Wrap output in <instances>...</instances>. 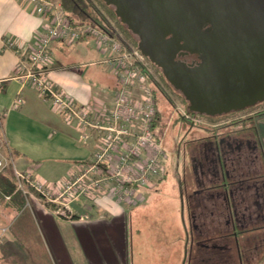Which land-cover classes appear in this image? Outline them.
Masks as SVG:
<instances>
[{
    "label": "crops",
    "instance_id": "crops-1",
    "mask_svg": "<svg viewBox=\"0 0 264 264\" xmlns=\"http://www.w3.org/2000/svg\"><path fill=\"white\" fill-rule=\"evenodd\" d=\"M46 23L40 10L20 0H0V137L20 169L32 167L37 176L56 183L79 175L94 159L98 134L87 131L88 138L82 139L76 124H68L30 84L15 78L18 63L26 59ZM8 40L16 45L9 46ZM89 41L53 43L50 79L79 107L109 108L116 78L96 67L103 57ZM20 97L24 103L18 106ZM258 126L264 143V115ZM22 198L15 195L12 202L0 204V264H136L135 244L146 238L142 234L147 226L134 210L137 205L106 191L74 201L67 218L56 215L53 205ZM157 240L161 242V235ZM184 260L187 264L186 255Z\"/></svg>",
    "mask_w": 264,
    "mask_h": 264
},
{
    "label": "built area",
    "instance_id": "built-area-1",
    "mask_svg": "<svg viewBox=\"0 0 264 264\" xmlns=\"http://www.w3.org/2000/svg\"><path fill=\"white\" fill-rule=\"evenodd\" d=\"M20 1L40 10L47 23L26 59L18 63L19 74L15 78L21 79L22 84H30L68 124H76L82 139L88 138L87 131H96L98 148L94 159L79 175L50 183L37 176L32 167L20 169L8 143L0 137V173H10L16 188L26 196L32 195L28 188L33 189L35 197L32 199L39 200L44 206L58 200L62 206L54 210L55 214L67 218L71 217L70 206L74 201L106 191L120 201L142 204L145 201L143 192L155 189L167 168L168 155L163 143L167 128L163 130L166 124H161L158 97L154 91L159 74L138 46L116 29L74 24L59 0ZM84 39L96 41L102 63L116 78L115 95L109 108L79 107L68 92L50 79L52 44H73ZM7 43L16 45L14 40ZM23 103L22 97L16 100L18 106ZM173 111L188 125H205L202 116L192 114L186 107H177ZM94 113L96 118L91 119ZM168 121L167 125L171 120ZM55 194L57 198H54Z\"/></svg>",
    "mask_w": 264,
    "mask_h": 264
},
{
    "label": "water",
    "instance_id": "water-1",
    "mask_svg": "<svg viewBox=\"0 0 264 264\" xmlns=\"http://www.w3.org/2000/svg\"><path fill=\"white\" fill-rule=\"evenodd\" d=\"M103 1L189 112L220 116L264 101V0Z\"/></svg>",
    "mask_w": 264,
    "mask_h": 264
},
{
    "label": "flooded vegetation",
    "instance_id": "flooded-vegetation-1",
    "mask_svg": "<svg viewBox=\"0 0 264 264\" xmlns=\"http://www.w3.org/2000/svg\"><path fill=\"white\" fill-rule=\"evenodd\" d=\"M181 59L198 60L196 55ZM246 111L214 122L203 117L205 125H188L179 117L175 121L187 128L173 146L178 167L183 153L176 177L182 207L188 211L186 230L192 243L210 251L208 264H249L243 254L256 252L259 242L264 245V143L258 126L262 115L253 110L239 116ZM200 126L205 134L196 135L193 130Z\"/></svg>",
    "mask_w": 264,
    "mask_h": 264
},
{
    "label": "rangeland",
    "instance_id": "rangeland-1",
    "mask_svg": "<svg viewBox=\"0 0 264 264\" xmlns=\"http://www.w3.org/2000/svg\"><path fill=\"white\" fill-rule=\"evenodd\" d=\"M92 1L96 4V6L101 7L97 0ZM109 21L112 27L117 30V32L122 34L123 37L131 40L124 32H122L115 20L109 18ZM133 39L138 40L134 35ZM89 45L93 50L96 49V41L94 39H90ZM96 67L106 70L107 72L109 71L108 67L104 63H97ZM158 77L159 82L157 86L161 89L157 92L159 108L161 111L160 121L162 125L166 124L164 129L163 126L161 127L163 130H166L167 128L163 141L168 155V160L166 163L167 168L166 175L161 177V181L159 182L158 186L155 189L143 192V195L145 196V201L143 204H137V206L134 207L136 212H140L143 215L145 222L144 225H147L146 231L142 234V236L145 235L146 238L144 240L142 237L141 239L139 238V243L136 242L135 244L136 247L134 258L136 264H185V255L187 256V253L191 252L192 249L195 250L197 245L195 241L192 243V240L188 238L189 235L188 231L186 230L188 224V211L187 208L185 209L182 207V203L184 202L181 198L179 184L176 177L182 171L183 153L179 159L180 167H178L176 166L177 153L173 150V146L178 144L179 141H181V139L184 137L182 129L185 130L187 128L186 126H182L180 128V123L175 122L177 115L174 114L173 110L177 107L184 108L187 106L178 91L176 92L173 87L165 84L159 75ZM260 110H264V105L258 106L254 109V111ZM247 113H249V111L242 112L239 114V116L245 115ZM168 120H171L169 125H167L169 122ZM202 128L204 127L194 129L193 131L196 135L205 134ZM1 175L10 180L11 184L14 185V180L10 173H2ZM8 187L9 186L7 184L4 183L2 185L0 182L1 205L12 202V197L19 194L23 196L22 199L24 202L25 200L35 197L33 195L34 190L31 188H28V190L33 196L24 195L16 188L15 185L14 192L7 194L6 188L8 189ZM54 198H57L56 194ZM38 202L40 201L38 200ZM51 205H53V208L62 206L58 200L55 203L50 202V206ZM134 228L136 229V226H134ZM159 235H161V242L157 240ZM196 237L197 235L195 234V238ZM205 238L206 236H203L201 239L204 240ZM205 242L207 241H204V243ZM258 245L259 248L256 252L250 249L251 251L249 254L246 256L243 254L244 261H250L249 264H264V245L260 244V242L256 247H258ZM223 259L225 261V258ZM217 263L220 264L221 261ZM227 263L228 262L225 261V264ZM211 264H213L212 261ZM234 264H236V261Z\"/></svg>",
    "mask_w": 264,
    "mask_h": 264
},
{
    "label": "trees",
    "instance_id": "trees-1",
    "mask_svg": "<svg viewBox=\"0 0 264 264\" xmlns=\"http://www.w3.org/2000/svg\"><path fill=\"white\" fill-rule=\"evenodd\" d=\"M97 1L100 3L101 7L96 6V4L92 0H59L64 12L66 13V15L69 18H71V20L74 22V24H77V25H80V24H96V25H98L104 29H113V27L109 21V18H111V19L116 21V23L119 25V28L122 30V32H124L131 39V41L134 43V45L138 46V40L133 39L132 32L117 17L114 7L107 5L103 0H97ZM152 65L154 66L155 70L158 72L161 80L165 84L171 86L167 82V80L165 79L161 69L153 63H152ZM160 90L161 89L158 86H157V88L154 89L156 95H157V92ZM180 96L182 97V99L184 100V103L188 107V102L185 100V98L182 96V94H180ZM158 101H159V99H158ZM261 105H264V101L256 104L255 106H251V107L247 108L246 110L252 111L256 107L261 106ZM236 112L237 111L231 112L229 114H233ZM191 113L194 115H199V116L205 117L207 119H210L213 122L217 121L222 116L228 115V114H224L221 116H207V115H200V114H197L195 112H191ZM255 115L256 116L264 115V110L258 111ZM159 118L161 120V111L160 110H159ZM253 128H254V130L256 129L255 123L253 124ZM165 175L166 174H164V176ZM160 181H161V179L159 180V182ZM0 182L2 185L5 183L9 186L8 189L6 188L8 193L13 192L14 185L11 184L10 180L3 177L1 174H0ZM210 256H211V253L208 249L197 247L195 250L192 249L191 252L187 253V263L188 264H197V263L198 264H207V260L209 259Z\"/></svg>",
    "mask_w": 264,
    "mask_h": 264
}]
</instances>
